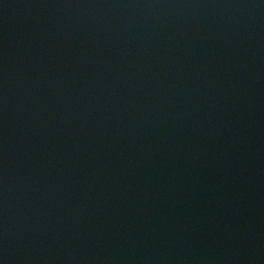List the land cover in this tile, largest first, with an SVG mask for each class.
I'll return each mask as SVG.
<instances>
[{
	"label": "water",
	"instance_id": "water-1",
	"mask_svg": "<svg viewBox=\"0 0 264 264\" xmlns=\"http://www.w3.org/2000/svg\"><path fill=\"white\" fill-rule=\"evenodd\" d=\"M0 264H264V0H0Z\"/></svg>",
	"mask_w": 264,
	"mask_h": 264
}]
</instances>
